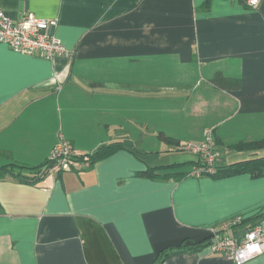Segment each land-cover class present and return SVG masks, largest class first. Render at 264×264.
<instances>
[{
    "label": "crops",
    "instance_id": "1",
    "mask_svg": "<svg viewBox=\"0 0 264 264\" xmlns=\"http://www.w3.org/2000/svg\"><path fill=\"white\" fill-rule=\"evenodd\" d=\"M57 18L73 59L0 43V167L42 166L59 134L90 154H113L36 182L0 178V264H236L196 247L241 236L264 216V175L182 179L173 153L213 129L216 166L264 156L236 150L264 137V0H0ZM217 74L238 81L227 89ZM167 136L169 140L162 137ZM245 222L234 225V219ZM159 258L161 250L177 247ZM243 264H264V253Z\"/></svg>",
    "mask_w": 264,
    "mask_h": 264
},
{
    "label": "built area",
    "instance_id": "2",
    "mask_svg": "<svg viewBox=\"0 0 264 264\" xmlns=\"http://www.w3.org/2000/svg\"><path fill=\"white\" fill-rule=\"evenodd\" d=\"M261 1L247 0V4L257 9ZM57 24V18L41 17L27 12L13 19L0 9V43L20 53L39 54L48 59L56 56L73 59L75 52L55 33ZM181 149L195 153L203 161V166L193 167V176H200L203 171L215 172L217 155L212 128L205 131L203 143L187 142ZM89 157V154L77 151L71 141L59 134L57 143L48 157L51 163L48 172L55 175L81 169L85 164H89ZM241 218L234 219V223ZM219 231L216 228L212 231V242L207 246L210 252L225 254L236 264H243L264 253V216L241 236L220 235Z\"/></svg>",
    "mask_w": 264,
    "mask_h": 264
},
{
    "label": "trees",
    "instance_id": "3",
    "mask_svg": "<svg viewBox=\"0 0 264 264\" xmlns=\"http://www.w3.org/2000/svg\"><path fill=\"white\" fill-rule=\"evenodd\" d=\"M213 83L215 86H218L219 88L227 89L229 87H236L239 86L238 81L232 80L228 77H225L221 74H217L215 78L213 79ZM162 137L169 140L167 136L162 134ZM122 147L121 142H112L105 144L101 146L97 151L89 154V163H94L95 161L99 159H103L111 154H113L117 149ZM233 149L236 150H261L264 149V137L259 140L254 141H239L232 145ZM195 166H203V161L201 158H198L196 161H193ZM50 161L49 159L47 162L42 165L45 168L49 169L50 167ZM189 164V162H184L182 164H172L167 169L160 168V167H149L146 171L139 172L138 175L143 177H149V178H156V177H165L170 178L172 175H175V177L182 179L185 177L193 176L192 170L188 171H165L170 170L174 168H181L182 165ZM42 166H26L23 164H19L16 162L8 163L2 167H0V178H3L6 176V174H12L13 176H16L18 178H21L22 180H29L31 182H36L40 178H43V167ZM243 172H249L254 176H261L264 175V156L262 157H255L252 159L236 162L230 165L226 166H215V172L214 173H208L204 172L201 175H209L213 178H219V177H225L232 174L237 173H243ZM246 219L241 218L237 222H235L234 225L240 224L245 222ZM221 234V230L219 231ZM212 242V237L207 239L206 241L199 243L196 247H189L190 249H198L207 247ZM181 246L177 247H167L159 253V258L163 259L164 257L168 256L170 253L175 251L176 249L180 248Z\"/></svg>",
    "mask_w": 264,
    "mask_h": 264
},
{
    "label": "rangeland",
    "instance_id": "4",
    "mask_svg": "<svg viewBox=\"0 0 264 264\" xmlns=\"http://www.w3.org/2000/svg\"><path fill=\"white\" fill-rule=\"evenodd\" d=\"M173 153H177L178 155H180V158H182L181 160H183V158H198V155H196L195 153H192L190 151L187 150H179ZM217 154V153H216ZM186 166H190V165H186Z\"/></svg>",
    "mask_w": 264,
    "mask_h": 264
}]
</instances>
